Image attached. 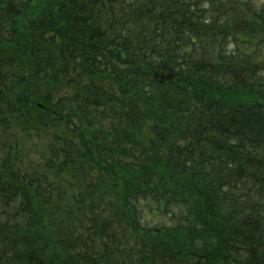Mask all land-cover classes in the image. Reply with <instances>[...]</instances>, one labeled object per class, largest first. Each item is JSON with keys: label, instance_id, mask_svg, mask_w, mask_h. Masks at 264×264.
<instances>
[{"label": "trees", "instance_id": "16d2710c", "mask_svg": "<svg viewBox=\"0 0 264 264\" xmlns=\"http://www.w3.org/2000/svg\"><path fill=\"white\" fill-rule=\"evenodd\" d=\"M6 78L79 143L0 166V264H264L260 0H0Z\"/></svg>", "mask_w": 264, "mask_h": 264}, {"label": "rangeland", "instance_id": "374dc122", "mask_svg": "<svg viewBox=\"0 0 264 264\" xmlns=\"http://www.w3.org/2000/svg\"><path fill=\"white\" fill-rule=\"evenodd\" d=\"M260 2L264 6V0H260ZM9 84V79H4L3 86H0V99L1 97H5L6 94H10ZM2 118L4 120L0 123V166L12 159L16 162L17 157L16 164L21 166L22 169L45 170L44 164L47 161L45 158L47 157L48 159L52 156L47 147L50 142L61 145L60 139L66 136L72 138L76 143H79V138L74 133L67 132V128L61 124H58L54 128L52 126L43 130L39 125H35L34 123L31 125L25 123V128H23L18 122H13L12 116L6 119L5 115L0 113V119ZM94 123V127L101 125L97 122L96 118H94ZM7 124L9 125L8 129L6 128ZM111 125L109 120H103L102 126L105 130H112ZM48 173L50 178L54 179L52 174L50 172ZM19 203L20 199L14 200L6 210L12 217L13 223L20 221L23 224L17 214Z\"/></svg>", "mask_w": 264, "mask_h": 264}]
</instances>
